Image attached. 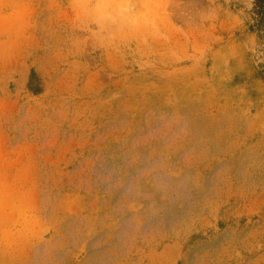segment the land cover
Here are the masks:
<instances>
[{
  "label": "rangeland",
  "instance_id": "374dc122",
  "mask_svg": "<svg viewBox=\"0 0 264 264\" xmlns=\"http://www.w3.org/2000/svg\"><path fill=\"white\" fill-rule=\"evenodd\" d=\"M253 0H0V264H264Z\"/></svg>",
  "mask_w": 264,
  "mask_h": 264
},
{
  "label": "trees",
  "instance_id": "16d2710c",
  "mask_svg": "<svg viewBox=\"0 0 264 264\" xmlns=\"http://www.w3.org/2000/svg\"><path fill=\"white\" fill-rule=\"evenodd\" d=\"M254 22L253 28L259 33H264V0H253ZM263 78H264V67H263Z\"/></svg>",
  "mask_w": 264,
  "mask_h": 264
}]
</instances>
